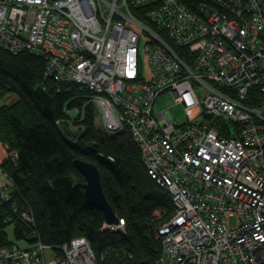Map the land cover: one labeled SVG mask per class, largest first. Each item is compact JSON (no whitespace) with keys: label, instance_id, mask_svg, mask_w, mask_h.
Masks as SVG:
<instances>
[{"label":"built area","instance_id":"built-area-1","mask_svg":"<svg viewBox=\"0 0 264 264\" xmlns=\"http://www.w3.org/2000/svg\"><path fill=\"white\" fill-rule=\"evenodd\" d=\"M0 47L44 56L46 76L85 87L82 110L93 102L107 135L130 129L176 206L155 229L156 264H264V107L246 102L264 93V0H0ZM167 91L186 122L155 110ZM210 116L234 124L230 136ZM35 237L1 245L0 264H98L85 236L61 253Z\"/></svg>","mask_w":264,"mask_h":264},{"label":"trees","instance_id":"trees-1","mask_svg":"<svg viewBox=\"0 0 264 264\" xmlns=\"http://www.w3.org/2000/svg\"><path fill=\"white\" fill-rule=\"evenodd\" d=\"M46 61L28 50L0 47V94L18 95L15 102L0 106V140L17 151L16 158L7 156L1 163L13 186L10 199L0 202V246L14 242L7 232L14 224L18 240L37 236L60 253L64 243L85 236L98 264H156L162 244L155 229L175 212L171 193L150 174L130 129L113 136L103 132L96 125L95 104L82 110L90 92L46 76ZM39 85L53 95L52 108L37 96ZM246 102L264 107L261 88H252ZM75 108L81 110L77 117ZM68 119L78 120L79 134L67 135L64 124L57 123ZM209 119L226 136L236 127L222 118ZM78 158L98 167L108 201L125 219L124 231L104 228V212L88 203L86 179L74 165ZM156 211L164 215L157 217ZM21 212H28L32 221Z\"/></svg>","mask_w":264,"mask_h":264},{"label":"water","instance_id":"water-1","mask_svg":"<svg viewBox=\"0 0 264 264\" xmlns=\"http://www.w3.org/2000/svg\"><path fill=\"white\" fill-rule=\"evenodd\" d=\"M35 92L47 109L52 108L54 97L43 85L37 86ZM64 132L67 135H76L75 132L68 129H65ZM74 165L86 179L84 192L88 203L104 212L106 223L117 224L119 217L105 195L98 167L94 163L80 158L74 160Z\"/></svg>","mask_w":264,"mask_h":264},{"label":"rangeland","instance_id":"rangeland-1","mask_svg":"<svg viewBox=\"0 0 264 264\" xmlns=\"http://www.w3.org/2000/svg\"><path fill=\"white\" fill-rule=\"evenodd\" d=\"M142 44H144V40H143ZM145 67L148 68L149 65L146 64ZM17 99H18V95L15 92L7 91L4 94H0V106L4 105L6 103L15 102ZM167 107H170L172 109L178 123L186 122L187 116H186L183 104L177 103L173 93L170 91L164 92L160 96H158L156 103H155V110L157 112L160 111L161 109H164ZM96 125L99 128L102 125V119H101V116L99 114L96 116ZM5 144L7 145L8 154H9V152H10L9 146L7 143H5ZM230 223L232 225L235 224V218L234 217H232L230 219ZM7 232H8L9 238L12 241H14V242L18 241V239L16 238L15 233H14V224H11L10 226L7 227ZM21 244H25V242L21 241Z\"/></svg>","mask_w":264,"mask_h":264},{"label":"crops","instance_id":"crops-1","mask_svg":"<svg viewBox=\"0 0 264 264\" xmlns=\"http://www.w3.org/2000/svg\"><path fill=\"white\" fill-rule=\"evenodd\" d=\"M7 156V145L2 140H0V187L8 182V176L5 171L1 168V163L5 160Z\"/></svg>","mask_w":264,"mask_h":264}]
</instances>
